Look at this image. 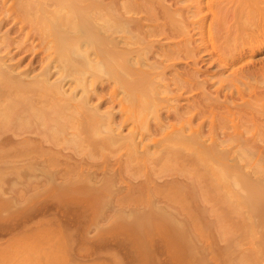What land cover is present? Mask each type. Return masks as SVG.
<instances>
[{
	"label": "bare ground",
	"instance_id": "obj_1",
	"mask_svg": "<svg viewBox=\"0 0 264 264\" xmlns=\"http://www.w3.org/2000/svg\"><path fill=\"white\" fill-rule=\"evenodd\" d=\"M202 1L203 0H195V2H197L196 4H197L198 11H193V12H196L195 15H198L199 18H201V19L199 20L198 18H195L198 20H195V19L192 20V18H191V20H190V17L187 16V13L189 12L188 8L191 5L186 6V4H185V6H180V4H178V0H0V163H2V165H5V164H8L9 162L11 164L16 162L15 159H17V158H12L13 155L16 154V150H20L17 157H20L21 161L23 159L24 162L28 159V164L26 162L25 166H27V165L29 166L32 163L31 165H32L34 171L36 169L35 166L36 167H37V165L41 166V164H39V162L45 163V161H49L51 159V157L53 158L52 154H55L54 157H56V155L57 156L63 155L62 158L65 157V160L67 159L66 158L67 155H68L67 156L68 159H69V157L75 159L76 154L80 153L78 150H77L78 153L75 154V151L73 149V153L75 154V156L73 157V154H71V155L69 153L66 154L67 148H65L66 152L65 151L63 152L64 148L60 149L61 145L58 147V144L60 142L56 143L57 140H60V141L65 140V139L68 140L69 135H71L72 139L75 138V143L77 141L76 139L79 137L78 138L79 141L82 140V142L83 141L86 142L85 146L91 145L93 148H96V151H97L98 146L101 148L102 147L103 148L104 147L109 148L110 145H112V146L114 145V147H117L118 143H119L120 144L118 146L119 150H120V148H125V152H127L126 153L127 157L125 156V158H127V160L129 159L128 162H130V161H131V163L136 162V164L138 163V165H139V163L141 165V162H142V164L143 163L147 164V161H146L147 159L149 161V158L150 157L152 158V155H153V157L154 156L157 157V155L158 154L160 155V153H161V155H160L161 159H160V157L157 158L158 168H159V164L162 165V166H160V168H161L164 166L167 167L171 163V165L175 164L174 166L178 167L177 171H179V169L181 172H182V170H185V171L187 170L186 172L189 173V169L186 167V164L188 166H191V165H192V167L194 166L195 170L197 169V167L199 165L202 164L201 167L204 165L203 170H205L207 172L206 173L203 172V175H204V173L205 174L209 173V181H210V176H211L212 186L214 188L213 189L214 192H216V191L218 192L219 190L221 191L220 192L221 200H222V198L225 197L224 200L226 202H227V200H228V202L230 201V204H232V206L230 205V208L232 209L234 205H233V202L231 203V199L237 196V199L238 198L240 199L241 205L245 206L246 209H249L248 210V211H250L249 214L250 213H252V214L256 213L257 215H260L261 219H259V220H262V217H263L262 221L264 224V196L262 195V194H264V193H262V186L263 185L259 186L258 185L259 182L258 183L253 182L252 181V179H254V178H252L253 176L251 177L252 179L251 178L248 179V177L250 175L248 172H247L248 174L246 173L247 169H244V167L240 164L242 161L244 162V160H245L246 165L249 167L250 161L253 162L252 156L253 157L257 156V155L254 156L253 151L258 152V155L260 154L261 157H262V154L264 156L263 144H262L263 147L261 148L260 145L256 144V142H255L256 140L254 141V137H252V135L251 136L248 135V133L250 132V128H251L249 124L251 122H253V125L255 126L254 123L259 120L260 116H257V114H256L257 117H255V114L253 115L251 113V109L250 110L248 109V105L249 104L251 105L252 101L254 102V100H252L250 97L248 99L247 96L245 98V95L243 93L244 91L243 92L241 91L242 89L239 87V84L237 83V80L240 81V79H239L240 77H238L237 76L238 74H236L235 77L237 76L238 79L237 78L234 79L235 77H233V76L235 73L233 75L231 74L233 69L230 72V74L232 75L233 78H231V76L228 75L227 77H225V79L223 78L224 80L222 79L223 82H221L222 81V80H220L221 78H219V76H217L218 81H220V83L216 86H215V84H212V82H210L211 78H209V76L212 74L210 65H212L213 62H216L219 64V66H222V68L227 66L226 64L229 63L228 60L224 59L222 57H225L227 55L228 51L226 52V49H225V55L224 54H222L223 56H221L220 54L218 55V52L216 53V51H218V50L214 46L215 43L213 44L214 41L212 40L213 41V42L211 41L212 43L209 42L211 44L210 46L212 47V48H210L211 50H209V52H210V57H208L209 59L207 57H206L207 59H205L204 55H202L204 49H206L205 51H208L207 46H205V48L203 49V46H204L203 42H202V44L196 43V41H195L196 39L194 37L195 34L193 33L194 29L196 27H199L200 28V30H199L200 34L203 35L202 32L204 30V25L207 24V22H206L207 20L205 21L206 17L205 16L200 17L201 16L200 14L202 12V10H201ZM247 1L239 2L237 5H235L236 7H234V5H232L230 3L232 6L229 7V10H231V12H233L232 9L235 11L239 10L241 12H244L245 10L249 11V9H250V11L254 12L255 9H256V11L259 9L258 12L259 11L261 12V8H262V11H264V6L261 7L264 3L262 1H264V0H262L261 1L262 3H260L262 5H260L257 2V0L256 1L254 0L253 3H252V1L251 2H247ZM188 2L191 3V1H188ZM227 2H229V1H227ZM224 3L222 5V0H220V2H218V5L220 6L219 11L225 12V10H226L228 12L229 10L226 9L228 7L227 3L226 4H224ZM233 4H234V2H233ZM211 5H213V4H211ZM256 5H258V7L260 6L261 8L260 7L258 8ZM194 6H195V4H194ZM217 8L218 7L216 6V9ZM252 9H254V10H252ZM190 10H192V9H190ZM216 11L212 12L213 18L217 17L216 15H217L218 11H217V13H216ZM215 13H216V15H215ZM218 14H220V13H218ZM229 14H231V13H229ZM229 14H226V15H229ZM195 15H194V17H196ZM202 15H203V13H202ZM224 15H225V13H224ZM226 15L224 17H222V15H221L222 18L221 17L219 18V16L217 17V18H219V24H217V25H219V27H218L219 29L221 28L220 30L222 31V34L224 35L225 42L228 43L227 38L232 33V27L233 28H238V27H234L235 24H233L232 22H231L232 24H230V23L227 24L229 21H228ZM236 15H237V13H236ZM177 16H180L181 18H179ZM255 16H256V13H255ZM230 18H229V20H230ZM211 20H212V18H211ZM251 20H252V18H251ZM230 21H232V20H230ZM250 21H248V22L252 23V21L251 22ZM173 23H175V25H173ZM245 25H246V22H244V28H245ZM175 27L180 28V32L182 31V33H183V36L181 35L182 38H180L181 40L180 41L178 40L179 43L176 44L177 46L174 45L175 48L173 47L172 44H171L172 46L171 45L169 46L170 41L165 40L167 42H165V41L163 42L161 39L150 38V36H152V35L157 37V35L160 34V36L163 35V37L170 40L176 36V32H175L176 30H174ZM252 27L253 26H251V28ZM209 31H210V29H209ZM241 31L243 33V30H241ZM180 32L178 33V36H179ZM245 32L246 31H244V33ZM218 33H219V31H218ZM212 34H213V32H212ZM222 34H221V36L223 37ZM233 34H234V32L232 33V35ZM262 34H264V33H262ZM214 35H213V37H214ZM238 35H241V32ZM244 35H246V34H244ZM247 35L249 36V34H247ZM154 36H152V37H154ZM199 37H201V36H199ZM238 38H241V37H238ZM183 39L186 42L185 44L187 47L185 49H187V50H186L185 54L183 52V57H182V54L180 53L181 48L179 49V46H180L179 44H181ZM226 39H227V41H226ZM234 39L236 40V37L233 38V40ZM244 39H246V38H244ZM253 39H254V37L251 39V41ZM218 40H219V38H218ZM241 40L239 41V43H241ZM248 40H249V37H248ZM207 41H209V40L207 39ZM229 41H230V38H229ZM236 41H238V40H236ZM262 41L260 43H262ZM166 43H168V48L167 47L165 48ZM205 43H206V41H205ZM220 43L222 44L221 41H220ZM220 43L218 42V45H220ZM244 43H245V41H244ZM249 43H251V42H249ZM252 43L253 44L249 45L251 50H253L252 48L255 47V42H252ZM158 44H160L161 46H164L165 51L163 50V47H161L162 51L164 52V55L160 54V53H163V52H161V49H159L160 50V52H159L158 49L156 48V46ZM241 44H240V47H241ZM15 45H16V48L14 47ZM218 45H217V47H218ZM236 45H238V44H236ZM227 46L228 45H226V47ZM220 47H221V45H220ZM222 47H223V45H222ZM231 47H232V45H231ZM185 49L182 48V50H185ZM223 49H224V47H223ZM230 49H229V52H230ZM222 50L220 48V51H222ZM232 50H233V47H232ZM205 51H204V54H205ZM3 52H4V55H3ZM246 52L247 51L243 46V48L241 47V49H238V52H237L238 57L234 54V52H233V56L234 57L236 56L235 59L237 58V60H238V59L243 58L245 56ZM1 53H2V55H1ZM18 53L20 54V56H18ZM158 55H163V56L167 57L170 60V62L167 63L169 60L166 59L168 61H165L166 63H164L162 61V59L158 58ZM176 55H178V56H176ZM17 56H18V58H17ZM178 58H179V62H183V64H184V66L182 68L176 67V64L179 63L177 60ZM14 59H16V63H18V64H19V62L21 64V61L28 59L29 65H30V66L29 65L28 66L32 69L29 70V68L25 67L26 70L24 72H22L23 69H20V70L18 69L19 71L16 72L15 67H17V64L14 62H11L10 64H8L9 63L8 61H10V60L13 61ZM226 60H227V62H226ZM232 60L235 61L233 58H232ZM232 60H231V63L233 62ZM6 61H7V63H5ZM36 61L38 63H40V65H41V69L39 67L40 70L36 69L38 72H35L36 67L33 66L34 65L33 63H35ZM207 62H209L210 64H207ZM223 63H225V64H223ZM25 65H27V64H25ZM19 67H20V65H19ZM14 68H15V70H14ZM238 68H240V67H238ZM33 70H35V71H33ZM235 70H236V68H235ZM240 70L242 71V69H240ZM30 71H31V76L28 77V73H30ZM32 71H33V75H32ZM169 72L171 73V76L168 75ZM251 72H252V70H251ZM53 74L57 75L55 77L56 79L54 78L53 81H50L49 77ZM239 74H240V72H239ZM173 76L176 78L174 79ZM99 80L101 81L102 87H99V84H98ZM176 80H177V82L175 85H177L178 88L175 89L173 86V83ZM224 81L226 82V84ZM243 81L241 80L240 82H243ZM67 82L68 83L70 82L69 86L71 87L70 88L71 92L67 91L68 93L66 92V89L64 88V85ZM215 83H216V80H215ZM242 85H244V84H242ZM103 86L106 88L108 87L109 88L108 91L103 92L102 90H100V88H102V89L104 88ZM231 88L234 91H232ZM257 88H258V86L256 87V93H257ZM77 89H80V91H81L80 96H78V94H76ZM177 89L179 92L177 91ZM262 90L263 89H261V94L262 93L264 94V92ZM235 91H237L238 93L235 94L234 93ZM245 91H246V89H245ZM164 92H166L167 95L172 94L169 97H167V96L164 97L165 101L168 103V104H166V108H167L166 113L164 116L163 115L160 116V114L159 115L155 114V115H157L156 117L154 116L156 119L155 123L153 122L154 124H151V123H149V121H150L149 118L147 119L145 117L151 110H153L151 112L156 111L159 113V111H157V107H159L161 100L158 103V101L160 99V98H158V96L161 97L160 96L161 93L163 94ZM190 92H192V94H191L192 96L187 95L188 93L190 94ZM248 92H249V89H248ZM121 93H123V96L120 97ZM253 93H255L254 90H253ZM258 93H259L258 94L259 96L256 94L257 98L261 97L260 92H258ZM250 95L253 96L252 91H251ZM190 96H191V98H190ZM248 96H249V94H248ZM125 97L128 99V102H129L128 104H126L124 101ZM182 97H184L185 99H186V97L190 98V102H188L187 100H186L187 102H184V103H187L189 105L187 108L186 107L184 108V105H182L183 103L182 104L178 103V100H180V98H181V100L183 99ZM172 98L177 99V100L174 99V101H176V102H174L176 106L174 104L172 105V103L169 102V101H172ZM189 98H188V100H189ZM256 102L252 103L253 107H254V105H256ZM103 104H107L106 105L107 107L106 108L104 107L105 109L103 108L104 110H101V107ZM160 105H162V103ZM182 108L187 109L188 112L186 114H183L184 111L182 112V110H181ZM255 109H257V108L255 107ZM258 111H263V107L259 108ZM117 113H118V115H117ZM254 113H256V112H254ZM258 115H259V113H258ZM262 115L263 114L261 113V116ZM257 118H258V120H257ZM261 118L262 119H260V120L263 121V123H264V117H261ZM257 124L261 126V123L260 124L257 123ZM253 125H251V126H253ZM126 126H127V128L129 126L131 129L128 128V129H130L128 131V134L127 133L122 134V131H120V129L126 128ZM140 126H143L144 128L143 127L141 128ZM139 128H141L140 130L142 132H140ZM244 128L245 129L248 128L247 129L248 133L244 132V131H246V130H244ZM138 130L140 133L138 132ZM143 130H145V131L143 132ZM251 130H252V128H251ZM253 132H254V128H253ZM256 132H257V130H256ZM139 134H140V137L138 139ZM249 134H251V133H249ZM80 138H81V140H80ZM72 139H71V142H72ZM79 141H77V143H76L77 145L79 144L78 143ZM69 146L74 147V145H69ZM76 148H75V150H76ZM78 148H80V147L78 146ZM22 149H25V150H23V152L25 151L23 154L21 151ZM82 149L84 150L83 146H82ZM83 150H81V151L83 152ZM112 150L113 151L117 150V148L113 149V147H112L111 152H112ZM119 150H118V153L121 152ZM183 150H185V153ZM99 151H100V148L97 151L98 154H100ZM181 151H183L186 158L189 155L188 159H184L185 157L184 158L182 157L184 154ZM186 151H188V152H186ZM249 151H250V155L248 157L249 160H247L248 154H246V152L249 153ZM251 151H252V154H251ZM34 152H35V155L33 154ZM93 152H94V149L91 151L92 157L89 154H86V157L90 156V160H91V158L93 159ZM84 154L85 153H83V155ZM26 155L28 157H30L31 155H33V156L30 159L28 157L26 159ZM83 155H81V157ZM115 155H117V152L115 153ZM192 155H194V157ZM21 157H22V159H21ZM242 157L244 159L241 161L240 159H242ZM245 157H246V159H245ZM11 159H12V162H11ZM88 159L89 158H86L85 160L87 161ZM115 159H114V161H115ZM158 159L161 160V161L159 160L160 163L158 162ZM183 159L185 160V162L183 161ZM69 160L71 162V159H69ZM82 160H84V159L81 158L79 160V155H78V160L76 157V161L81 162ZM239 160H240V162H239ZM76 161H74V163H76ZM107 161H108V159H107ZM121 161H123V158H121ZM121 161L119 159V162H118L119 164L117 166L121 165V163H122ZM154 161L156 162V159ZM177 161H180V163H178ZM181 161H182V163H181ZM91 162H92V160L89 162L90 165L92 164ZM109 162H110V160H109ZM125 162H126V159H125ZM258 162L259 161H257L256 167H258ZM97 163H99V162H97ZM50 164H52V161ZM78 164H77V166H78ZM93 164H94V161H93ZM176 164H177V166H176ZM196 164H198L197 167H195ZM22 165H24V163ZM42 165H43V163H42ZM54 165H56V163ZM90 165H88V166H90ZM122 165L119 168L120 169L122 168V171H124ZM238 165L240 167H238ZM260 165H261V163H260ZM10 166H12L13 171H14L15 166L14 167H13V165H10ZM46 166L48 167L49 165L46 164ZM57 166H58V164H57ZM68 166H70V165L68 164ZM117 166H115V167H117ZM126 166L128 167V164H126ZM126 166H125V169H126ZM132 166L133 165H131V169L133 168ZM16 167L21 168L22 166L20 165L18 167V165H16ZM16 167H15V171L17 170ZM44 167H45V164L42 166V168H44ZM72 167H74V166H72ZM72 167L70 166V168L67 169V165H66V168L64 167V169H62V173H61V166H60L59 167L60 171L58 170V172H60L61 174H59V176L63 175L65 177V179H67V175H68V178L70 177V179H71V178L77 176V175L73 176V174H76V173L78 174V172L79 171L81 172V169L83 168L81 166V168L79 170L76 167V170L72 169L74 171V173H73V171H69ZM84 167H86V165ZM103 167L105 168L106 164ZM112 167H114V166H112ZM141 167H143V166H141ZM154 167L157 168L156 165H154ZM241 167H242V170L240 169ZM1 168H2V166H1ZM12 168H11V170H12ZM134 168H136V166H134ZM158 168H157V170H158ZM52 169H54V168L51 167V169H48V171L52 170ZM87 169H88V167H87ZM136 169L138 170V166ZM173 169L175 170L176 168H173ZM243 169H244L243 173H245V175H249L248 177L247 176L245 177L244 174L240 173L243 171ZM261 169H262V166H261ZM2 170L3 169H1V171H0L1 175H2L1 172H3ZM19 170H17L18 173H19ZM22 170H23V167H22ZM33 170H32V172H33ZM36 170H40L39 167H37ZM63 170H64V172H63ZM95 170H93V172H95ZM110 170H112V169H110ZM161 170H162V168H161ZM174 170H173V173L176 172ZM191 170H192V168H191ZM255 170H257V169L255 168ZM13 171L12 172L9 171V172L13 173ZM85 171H84V173H85ZM163 171H165L164 168H163ZM180 171L177 173V174H180V176H177L176 173H175L174 177L171 174H170L171 176L167 175V176H170V178L172 180H170V178L169 179L165 178V180L162 178L163 179V181H162V179L158 178V181H157V179L151 178L152 176H150V174H149L150 170H149V172H147V174L149 175V177L147 178V179H149L148 181H146L145 179L144 180L146 182H144V180L138 181V179H137V181H138L137 185H136V183L135 184L132 183V185H134V187H137L136 190L138 189L140 191V189H141V192L144 191V187H145V193L146 192L148 194L151 193L149 195L150 198H151L152 194L156 195V197L163 194L161 196L165 197L166 199L162 198V200H164V199H165V201L167 200L166 201V203L168 202L167 205H171V206L175 205V207H177L178 204L183 199L185 200L186 196H184V193L187 195V197L189 196V194H188L189 188L186 189V190H188V192H186V190H185V192H180V190L182 191V188L180 189L179 187L182 185V183L185 184L184 180L188 179V178L185 179L186 174L184 173V171L182 172V177H183V173L185 174L184 179L183 178L179 179V177H181ZM4 172H5V170H4ZM42 172H45V171L42 170ZM50 172L53 173V176L55 175L54 178L56 177V175L58 177V173H54L53 170ZM50 172H49V174H47V173H43V174L50 176V174H51ZM55 172H57V170ZM70 172H71V174L72 173L73 174L71 175ZM105 172H106V170H105ZM25 173H26V171H25ZM29 173L31 174V172H29ZM29 173H28V176H29ZM65 173H66V175H65ZM84 173H83V175H84ZM198 173H200V174H198ZM89 174L90 173L85 174V175L89 176ZM118 174H119V171H118ZM138 174H140V173L138 172ZM141 174H143V173H141ZM195 174L198 175L197 177H199V175H200V178H201L202 170L200 172L195 173ZM18 175H20V174H18ZM41 175H42V173H41ZM85 175H84L83 180H85ZM111 176H110V178H111ZM157 176H158V174H157ZM189 176H190V174H189ZM11 177H13V176L11 175ZM21 177H22V175L20 176V178ZM36 177H38V175H36ZM42 177H43V175H42ZM79 177H80V175H79ZM197 177L195 179H197ZM49 178H52V175ZM54 178L51 179V183L54 182ZM107 178L108 177H106V179ZM124 178L126 179V176H124L122 179H124ZM143 178H145V177H143ZM22 179H23V177H22ZM39 179H41V177ZM89 179H91V178H89ZM95 179H97V178H95ZM130 179H132V178H130ZM159 179L162 182L161 181L159 182ZM181 179H182V183H180L181 184L180 185L178 182H180ZM195 179L193 176V181ZM9 180H10V178H9ZM47 180H48V178H47ZM52 180H53V182H52ZM73 180H70V184L69 185L67 184L68 186L66 184H65L66 186L64 185L65 189L66 188L69 189V187L71 186V188H70L71 192H72V190H74L72 188H77V187H75V185H74V187H72ZM78 180L79 179H77V181H75V183L78 182ZM103 180H105V179H103ZM150 180L153 181L154 184H155V180L157 182L155 185H152ZM188 180H187V182H189ZM200 180L201 179L196 180V182L198 183V181L200 182ZM255 180H256V178H255ZM31 181H32V179H31ZM124 181H130V180L128 179V180H124ZM190 181H191V179H190ZM209 181H207V179H206L205 182L208 183ZM32 182H34V180ZM108 182L111 183V182H113V180L110 181V179H109V181H107V183ZM44 183H45V181H44ZM65 183H66V180H65ZM177 183L180 186H178ZM79 184H80V182H79ZM191 184H193V183H191ZM37 185H38V183H37ZM128 185H129V183H128ZM189 185H190V182H189ZM201 185H202V183H201ZM57 186H59V185H57ZM60 186H61V191H64L65 189L62 190L63 189L62 185H60ZM89 186H90V182H89ZM197 186H199V184L195 185V187H197ZM233 186H234V189L236 186H239V188L242 190V192H243V190L246 189V191H244L245 195L243 194L242 199H241V196L239 195L241 193V190H239V188H237V187L234 190V189H232ZM102 187H103V185H102ZM102 187H100V189ZM104 187L106 188L105 185H104ZM164 187H167L168 189L166 188V190H165ZM202 187L204 188V186H202ZM199 188H200V186H199ZM199 188H197V191H201V189H199ZM59 189H60V187H59ZM110 189H112V188H110ZM134 189L135 188H133L132 190H134ZM178 189H180V190H178ZM206 189H208V187H206L205 190ZM222 189L223 190L228 189V190H226L227 194L225 196H223L224 193L222 195V192H225ZM237 189L240 191V193H239V191H236ZM53 190H54V187H53ZM77 190L81 194L80 190L79 189H77ZM77 190H75V192ZM126 190H128V189H126ZM57 191H58V188H57ZM66 191H68V190L66 189ZM89 191H90V189H89ZM202 191H203V189H202ZM83 192L84 191H82V194H83ZM192 192H191V194H192ZM217 192L214 193V195H212V200H213V198L215 199L216 195H218ZM125 193L126 192L122 193L123 196ZM193 193H195V192H193ZM80 194H78V195L80 196ZM84 194L82 196H84ZM87 194H89V193H87ZM91 194H92V191H91ZM91 194H89V196ZM206 194L208 196V192L205 193L204 196L203 195L202 196H203V199L205 197L206 202H207L208 200L206 198ZM182 195H183V197H182ZM198 195H200V192L198 193ZM68 196H69V194H68ZM73 196H72V199H74ZM75 196H77V195H75ZM82 196H80V197L82 198ZM110 196H112V195H110ZM135 196H136V194L134 193V197ZM137 196L139 198V194ZM194 196H197V194L196 195L194 194L193 197ZM121 197H122V195H121ZM193 197H192V199H193ZM65 198H67V197H65ZM65 198L61 197V199H63V201ZM69 198H71V197H69ZM210 198H211V196H210ZM123 199H124V197H123ZM147 199H148L147 201L149 203V198H147ZM189 199H190V197H189ZM199 199H200V197H199ZM234 199H232V200L235 203L236 200H234ZM68 201H70V200L68 199ZM131 201H132V198H131ZM192 201L193 200H191V203L193 204ZM215 201H216V199H215ZM78 202H80V201H78ZM125 202H127V199L125 200ZM138 202L141 203V201H138ZM217 202H215V204ZM222 202H221V204H222ZM131 203L134 204V202H131ZM142 203H144V202H142ZM163 203H165V202H163ZM238 203H237V205H238ZM46 204H49V203H46ZM89 204H90V201H89ZM127 204H129V203H127ZM187 204L188 203L186 202V205ZM138 205H139V203H137V207H138ZM145 205H148L147 202ZM159 205H162V204H158V206ZM181 205H182V203H181ZM181 205H179V208H181ZM189 205H190V202H189ZM91 206H92V204H91ZM124 206H126V205H124ZM201 206H202V203H201ZM226 206H227L226 208L229 209V203ZM60 207H61V205H60ZM132 207H136V206H132ZM159 207H161V206H159ZM166 207H167V209L169 208V210H170V207L165 205V208ZM183 207H185V205ZM206 207H208V206H206ZM85 208H87V206ZM151 208H153V207L151 206ZM210 208L208 210H210ZM220 208H222V207H220ZM234 208H235V210L238 211V209H239V211H240V208H238L236 206V204H235ZM143 209H144V207H143ZM214 209L215 208L213 206L212 210L215 211ZM227 209H225V210H227ZM233 209H232V211H233ZM127 210H128V208H127ZM147 210H148V206H147ZM149 210L151 211V209H149ZM159 210H162V209H159ZM171 210H173V209H171ZM180 210L183 211V209H180ZM155 211H157V210H154V212H151V213H156ZM174 211H175V209H174ZM186 211H187V209L185 210V212ZM204 211H205V209H204ZM129 212H130V208H129ZM145 212H147V215L150 216V214H148V211H145ZM145 212H144V214L139 212L140 216H142V217H143V215L145 216ZM217 212H219V211L217 210ZM221 212L223 213L224 210ZM164 214H166V213H164ZM178 214H176V215L178 216ZM187 214H188V212H187ZM245 214H246V211H245ZM222 215H224V214H221V216H219V214H217L219 219L222 218L221 221L223 220ZM225 215H226V213H225ZM140 216H139V219H142V217H140ZM155 216L153 217V215H151V218L153 217L155 219L156 218ZM160 216H161V214H160ZM25 217H27V216H24V218ZM133 217L134 216L132 215V218ZM164 217H166V216L162 215L160 217L164 221L163 224L166 223L165 221H167V223H170V225H172V226H175L177 224V223L175 224L176 220L174 222L173 218L170 221L169 217H166V219L169 218L167 220L164 219ZM31 218H32V216H31ZM185 218H186V216H185ZM229 218L231 219L234 217L230 215ZM145 219H147V217ZM142 220H139V222ZM162 220L160 221V223H162ZM126 221H128V220L126 219ZM145 221L146 220H144V222ZM150 221H151V219H150ZM150 221H149V223H150ZM155 221L157 222V219ZM231 221H232V219H231ZM231 221H229V222L231 223ZM236 221H238L237 218H236ZM251 221L253 222V224L256 225V223L252 220V218H251ZM139 222H138V224H140ZM226 222H227V220H226ZM146 223H148V219H147ZM234 223H235V221H233L232 225H234ZM196 224H197V221H196ZM210 224H211V226H214V224L213 225H212V223H210ZM220 224H221V222H220ZM222 224H224V223H222ZM250 224L251 223L249 222V225ZM257 224H259V222ZM260 224H262V223H260ZM159 225L160 224H158V226ZM167 225H169V224H167ZM167 225H166V227H167ZM187 225H185V226L187 227ZM192 225H193V223H192ZM232 225H230L231 227H229V228H232ZM235 226H236V224H235ZM235 226L233 227L234 229H236L237 227L242 228L241 225L236 226V228H235ZM250 226H253V225L251 224ZM189 227L190 226H188L187 229ZM159 228H160V226H159ZM192 228L195 229L196 227L192 226ZM222 228H223V230L225 229L224 227H222ZM256 228H257V226H256ZM217 229H218V227H217ZM220 229H221V226H220ZM252 229L254 232L255 228H252ZM167 230H169V229H167ZM175 230H176V227H175ZM189 230H190V228H189ZM139 231H140V229H139ZM231 231L232 230H229V233ZM217 232H219V229ZM227 232L228 231H226V234H227ZM176 233H177V231H176ZM138 234H139V232H138ZM231 234H232V232H231ZM178 235H179V233H178ZM185 235H186V231H185ZM220 235H222L221 231H220ZM248 235H250V234H248ZM173 237H174V235H173ZM141 238H142V236H141ZM175 238H176V236H175ZM190 240H192V239H190ZM142 241H143V238H142ZM191 242H193V240ZM186 244H187V242H186ZM263 252H264V250H263ZM184 254H185V252H184ZM253 256H255V255H253ZM188 257H190V255H188ZM252 262L254 263V261H252ZM244 264H246V262Z\"/></svg>",
	"mask_w": 264,
	"mask_h": 264
},
{
	"label": "rangeland",
	"instance_id": "obj_2",
	"mask_svg": "<svg viewBox=\"0 0 264 264\" xmlns=\"http://www.w3.org/2000/svg\"><path fill=\"white\" fill-rule=\"evenodd\" d=\"M180 1L178 0V4H180V6H185V4H186V6L191 5L188 8L189 12L187 13V16L190 17V20H191V18H192V20L195 18H198L199 20L201 19V18H199L198 15H195L196 12H193V11H198L197 4H196L197 2H195V0H180ZM188 1H191L192 4ZM217 1L220 2V0H217ZM217 1L216 0L215 1L214 0H211V1L210 0H203L202 1V3H201L202 12L200 14L201 15L200 17L205 16L206 17L205 21L207 20L206 21L207 24L204 25V30L202 32L203 35L200 34V31H199L200 28L199 27H196L194 29L193 33L195 34L194 35V37L196 39L195 41H196V43H201V44L203 42L204 43L203 49L205 48V46H207L208 51H205L206 49H204L205 54H204V51L202 54V55H204L205 59L210 57L209 50H211L210 48H212L210 46L211 45L210 43H212L213 41H214L213 44L215 43L214 46L218 50V51H216V53L218 52V55L219 54L221 56H223L222 54L225 55V49H226V52L228 51L227 55L225 57H222V58L227 59L230 64L229 63L226 64L227 66L224 65L225 67H223V68H222V66H219V64L216 62H213L212 65H210L211 66L210 67L211 73H212L209 76V78H211L210 82H212V84H215V86H216L220 83V81H218L217 76H219V78H221L220 80H222L223 78L225 79V77H227L228 75L231 76V78H233V77H235L236 74H238L237 76L240 77L239 78L240 81L244 80L243 81L244 83L240 82L239 80H237V83L239 84V87L242 89L241 91L242 92L244 91L243 93L245 95V98H246V96L248 99L250 97L252 100H254V102H256L258 100L256 102V105L253 104L254 107L252 106V103H254V102L253 101H252V103L250 102L251 105L250 104L248 105V109L249 110L251 109V113L253 115L255 114V117L260 116V118L258 117L260 120V119H262L261 117H264V94L263 93H262L263 95L261 94V89H263L262 91L264 92V38H263L264 34H262V33H264V11H262V8H261L264 6V3H263V5L260 3L264 2V1L257 0V2L260 5H262L261 7L259 6L261 8L262 13L260 11H259L260 13L258 12L259 9L257 11L255 9L254 12L250 11V9H249V11L245 10L244 12H241L239 10L235 11L233 9H232L233 12H231V10H229L230 6L234 5V7H236L235 5H237L239 2L247 1V0H238V1L237 0H234V1L233 0H222V5L224 2H225L224 4L227 3L228 7L226 6L227 7L226 9L230 11V12L229 11L227 12L225 10V12H222V11H219L220 6L218 5ZM227 1H229V2H227ZM232 1L234 2V4ZM251 1L253 3L254 0H248L247 2H251ZM194 4H195V6H194ZM209 4L210 5L213 4V5L210 6ZM215 5L218 7L217 9H216ZM258 5H256V6L258 7ZM190 9H192V10H190ZM215 9L220 14H218ZM252 10H254V9H252ZM213 11H216L217 15H216V13H215V15L217 17L219 16V18L221 17V15H222V17H224L226 14H229V13L232 14L233 13L232 15L231 14L226 15V17L229 21L227 24L233 23V24H235L234 27H238V28L232 27V33L234 32V34L232 35V33H231V35L227 38L228 43L225 42L224 35L222 34V31L220 30L221 28L220 29L218 28L219 25H217V24H219V18H217V17H216L217 19L213 18V13H212ZM202 13H203V15H202ZM224 13H225V15H224ZM236 13H237V15H236ZM255 13H256L257 17L255 16ZM194 15L196 17H194ZM177 17L181 18L180 16H177ZM211 18H212V20H211ZM229 18L232 21H230ZM251 18H252V20H251ZM198 19H195V20H198ZM250 20L252 21V23L248 22ZM244 22H246L245 28H244ZM173 25H175V23H173ZM251 26H253L254 28L253 27L251 28ZM209 29H210V31H209ZM174 30H176L175 31L176 36L170 40L163 37V35L160 36V34L157 35V37L152 35L154 37L150 36V38L161 39L163 42L165 40L170 41L171 43L169 42V46L172 44L173 47L175 48L174 45L179 43L178 40L179 41L181 40L180 38H182L183 33H182V31L180 32V28H178V27L177 28L175 27ZM217 30L219 31V33ZM241 30H243V33ZM239 31L241 32V35H238V34H240ZM244 31H246V32L244 33ZM179 32H180V34L178 36ZM212 32H213V34H212ZM221 34L223 35V37L221 36ZM244 34H246V35H244ZM247 34H249V36ZM213 35H214V37H213ZM199 36H201V37H199ZM235 37H236V40H238V41H236L235 39L233 40V38H235ZM238 37H241V38H238ZM248 37H249V40H248ZM253 37H254V39L251 41V39ZM206 38L209 41H207ZM218 38H219V40H218ZM229 38H230V41H229ZM244 38H246V39H244ZM227 39H226V41H227ZM240 40H241L242 44L239 43ZM243 40L245 41V43ZM167 41H165V42H167ZM205 41H206V43H205ZM217 41L219 43H220V41L222 42V44L220 43L221 47H220V45H218ZM261 41H262V43H260ZM249 42H251V43H249ZM252 42H255V47L253 46L255 49L252 48L253 50H251L249 47L250 44H253ZM185 43L186 42L183 39L181 44H179L180 45L179 49L181 48L180 53L182 54V57H183V52L185 54L186 50H187V49H185L187 47ZM166 44H165V48L166 47L168 48V43H166ZM236 44H238L239 46ZM240 44H241L242 48L244 46V48L246 49L247 52L243 58L237 60V58L235 59V57L236 56L238 57L237 52H238V49H241ZM217 45L219 48L217 47ZM222 45H223L224 49H223ZM226 45H228V46L226 47ZM231 45H232L234 51L232 50ZM14 47L16 48V45ZM161 47H163V50L165 51L164 46H161L160 44H158L156 46V48L158 49L159 52H160L159 49H161V52H163ZM182 48L185 50H182ZM220 48H221V50L222 49L223 50L220 51ZM229 49H230V52H229ZM233 52L236 55L235 57L233 56ZM160 54L164 55V52L160 53ZM1 55H2V53H1ZM3 55H4V52H3ZM163 55H158V58L162 59V61L164 63H166L165 61H168L169 59ZM18 56H20L19 53H18ZM18 56H17V58H18ZM176 56H178V55H176ZM232 58L235 61H233ZM166 59H168V60H166ZM14 60L8 61L9 62L8 64H10L11 62L16 63V59H14ZM177 60L179 62V58ZM227 60H226V62H227ZM231 60L233 61L232 63H231ZM7 61L5 63H7ZM169 62H170V60L167 63H169ZM16 64H17V67H15L16 70L14 68V70L16 72L19 71L20 69H23L22 72H24L26 70L25 67L29 68V70L32 69L29 67L30 65H29L28 59L21 61L22 65L20 64V62H19V64L18 63H16ZM25 64H27V65H25ZM33 64H34L33 66L36 67L35 70L41 69V65L37 61ZM207 64H210V63L207 62ZM223 64H225V63H223ZM19 65H20V67H19ZM183 66H184L183 62H179L178 64H176V67H178V68H180V67L182 68ZM39 67H40V69H39ZM238 67H240V68H238ZM235 68H236V70H235ZM232 69H233V71L231 72ZM240 69H242V71ZM35 70H33V71H35ZM37 70L35 72H38ZM251 70H252V72H251ZM33 71H32V75H33ZM230 72L232 75L235 73L233 77L230 74ZM239 72H240V74H239ZM168 75L171 76V73L169 72ZM30 76H31V71H30V73H28V77H30ZM56 76H57L56 74L51 75L49 77L50 78L49 80L53 81V79ZM237 76L234 79H236V78L238 79ZM175 78L176 77H174V79ZM215 80H216V83H215ZM223 80L221 82H223ZM98 82L97 83L99 84V87H102L101 81L99 80ZM176 82H177V80L174 81V83H173V86L175 89L178 88L177 85H175ZM226 82H225V84H226ZM69 83L67 82L64 85L66 92L67 91L71 92V89H70L71 87L69 86ZM242 84H244V85H242ZM257 86H258V88H257V93H256V87ZM104 88L103 89L100 88V90H102L103 92H106L109 89L108 87L107 88L104 87ZM245 89H246V91H245ZM248 89H249L250 93L248 92ZM231 90H232V88H231ZM253 90L255 91V93L257 95L259 94L258 92H260L261 97L257 98L256 94L253 93ZM76 91L78 92V93L76 92V94H78V96H80L81 95L80 89H77ZM177 91H178V89H177ZM232 91H234V90H232ZM251 91H252L253 96L250 95ZM234 93L236 94L238 92L235 91ZM191 94H192V92H190V94L188 93L187 95H191ZM248 94H249V96H248ZM171 95L172 94L167 95V93L164 92L163 94L161 93V95H160L161 97L163 96L162 97L163 99L158 96V98H160L158 103L161 100L160 104L162 103V105L159 104L160 108L157 107V111H159V113L156 111L151 112V111H153V110H151L146 115L145 118H147V119L149 118V120H150L149 123H151V124L155 123V120H156L155 117L157 116L155 114H158V115L160 114V116L165 115L166 109H167L166 104H168V103L165 101L164 97L165 96L169 97ZM121 96H123V93L120 94V97ZM191 96H190V98H191ZM182 98H183L182 100H181V98H180V100H178V103L179 104L183 103L182 105H184V108L185 107L187 108L189 105L187 103H184V102H187V101L190 102V98L188 97L189 100L187 97H186V99L184 97H182ZM174 99H176V98H172V101H169L170 103H172V105L173 104L175 105L174 102H176V101H174ZM124 101L126 104L129 103L128 99L126 97H125ZM106 105L107 104H103L101 107V110H104L107 107ZM255 107L258 110H259V108L263 107V111H258L257 109H255ZM181 110H182V112L184 111L183 114H186L188 112L187 109L182 108ZM253 111L256 113H254ZM258 113H259V115H258ZM261 113L263 114L262 116H261ZM256 114H257V116H256ZM117 115H118V113H117ZM258 118H257V120H258ZM259 120L254 123L255 126L253 125V122H251L252 124L249 122L250 123L249 125L252 128V130L250 128V132H249L251 134H249L247 132V129L249 127L246 129L244 128V130H246L244 132L248 133V135H250V136L252 135V137H254V141L256 140L255 141L256 144L260 145V147L262 148L264 146V123H263V121H261V120L259 121ZM257 123H259V124L261 123V126L258 125ZM251 125H253V126H251ZM140 127L142 128L143 126H140ZM128 128H130V127L128 126ZM128 128L126 126V128H123V129L121 128L122 130L120 129V131H122V134H125V133L128 134V131L131 129V128L130 129H128ZM141 128H139V130ZM253 128H254V132H253ZM139 130H138V132H139ZM256 130H257V132H256ZM144 131L145 130H143V132ZM140 132H142V131L140 130ZM139 137H140V134L138 136V139H139ZM78 138L76 139L77 141H79ZM81 138H80V140H81ZM71 139H72L71 135H69L68 140L67 139L61 140V141L57 140V142H56V143L60 142L58 144V147L61 145L60 149L64 148L63 152L64 151L66 152L65 148H67L66 154L67 153H69L70 155L73 154V157L75 156L76 153H78V151L80 152V153L76 154L75 159L69 157V159H71V162L67 157L68 155L66 156V158H67L66 159L67 161H66L65 157L62 158L63 155H61V156L56 155V157H54L55 154H52L53 158L51 157V159L49 161H45V163L42 162L43 165L45 164V167H44L45 169L42 168L43 165L41 162H39V164H41V166L37 165V167H39L40 170H36L37 167L35 166L36 169L34 168L35 169V171H34L32 165H31L32 163L29 166L28 165L25 166L26 162L28 164V159H27L28 156L26 155L27 160L25 162L23 161V159H22L23 156H22L21 157L22 161H21L20 157H17L20 150H16V154L13 155V157H12V158H17V159H15L16 162H14L13 164H11L9 162L8 164H5V165H2V163H0V171H1V169H3L2 170L3 172H1L2 175L0 174V264H244L245 262H246V264H264V255H263L264 254V252H263V250H264V228H263L264 224L262 221L263 217H262V220H259V219H261L260 215H257L256 213H254V214L250 213L249 214V212H250V211H248L249 209H246L245 206L241 205L240 199L239 198L237 199V196L234 197L235 199L231 197L232 199L236 200V202L234 203V201L231 199V203L233 202L234 206L236 204V206L238 208H240V211H239V209H238V211L235 210V208L233 206L234 209L233 208L232 209H233V211L235 210L233 212L232 209L230 208V205L232 206V204H230V201L228 202V200H227V202H226L224 200L225 197L222 198V200H221V198H220V192L221 191L220 190L218 192L216 191L218 193V195L215 194L216 195V197H215L216 201L214 198L212 200V195H214V193H216V192H214V190H213L214 188L212 186L211 176H210V181H209V173L205 174L207 171L203 170L204 165L201 167V165H202L201 164L198 166L199 167L198 168L197 167L198 164H196L195 165V167H197V169H196L197 171H196L194 166L192 167L191 164H190L191 166H188L186 164V167L189 169V173L186 172L187 170L186 171L182 170V172L184 171V173L186 174V177H185L184 173H183V177H182V172L179 169V171L181 173V177H179V179L180 178L184 179V177H185V179L188 178L189 180L188 179L187 180L190 182V185H189V182H187V180H184L185 184H183L182 179H181V181L178 183L179 184L182 183V185L180 184L181 185L180 186L178 183H177V185L180 186L179 187L180 189L182 188V191L180 189H178V190H180V192H185V190L189 188L188 190L190 193L188 192V190H186V192H188V194H189V196L187 197V195L184 193V196H186L185 197L186 201L183 199L178 204V206L175 207V205H173V206L167 205L168 202L166 203V201H167V200L165 201L166 198L161 196L163 194H161L157 197H156V195L152 194V196L150 198L149 195L151 193L148 194L146 192L147 193L146 194L145 193V187H144V191H143L144 193H143V192H141V189H140V191L138 189L136 190L137 187H134V185H132V183L133 184L136 183V185H137V182L140 180L143 181L145 179L146 181H148L149 179H147V178L149 177V175L147 174V172H149V170H150L149 174H150V176H152L151 178L157 179V181H158V178H160V179L163 178L165 180V178L169 179L171 175L174 177L175 173L177 176H180V174H177L179 171H177L178 167L174 166L175 164L171 165V163H170L171 166L169 165L167 167L166 166L161 167L162 170L160 168V166H162V165L159 164V168H158L157 158L160 157L161 153H160V155L156 154L157 157L154 156L155 158L152 155V158L150 157L149 161H148V159L146 160L147 164H145V163L142 164V162H141V165H140V163L138 165V163L136 164V162H132V163H131V161L128 162L129 159L127 160V158H125V156L127 155L126 154L127 152H125V148H120V150H119V147H118L120 145L119 143H118L117 147H114V145L113 146L110 145V147L108 148L106 146L109 150L105 147L101 148L98 146L100 148V151H99L100 154H98V152H97L99 150L98 147H97V151H96V148H93L91 145L85 146V144H86L85 141L82 142V140H81L78 142L79 144L77 145L76 144L77 141L75 143V138L72 139V142H71ZM262 144H263V146H262ZM69 145H74V147L69 146ZM78 146L80 148H78ZM82 146H83L84 150L82 149ZM111 146L113 147V149L117 148V150H114V151L112 150L113 153L111 152V148H112ZM75 148H76V150H75ZM73 149L75 151V154L73 153ZM80 149L83 150V152ZM93 149H94L93 159L91 158L92 164L90 165V163H89L91 161L90 156L92 157L91 151ZM23 150H25V149L21 150L22 154L25 152V151L23 152ZM118 150L121 151L124 155L121 152L118 153ZM183 151L185 153V150H183ZM183 151H181V152L183 153ZM116 152H117V155H115ZM186 152H188V151H186ZM253 152H254V156L255 155H257V156L253 157L251 155L253 158V162L250 161L249 167L246 165L245 160H244V162L242 161L244 159L243 157H242V159H240L242 161L240 164L244 167V169H247L246 173L248 172L250 176L245 175V173H243L244 169L240 173L244 174L245 177L249 176L248 179L253 176L252 178H254V179L251 178L252 181L256 182V183L259 182V184H258L259 186L263 185L262 186V193H264V156L262 154V157H261L260 154L258 155V152H255V151H253ZM83 153H85V154L83 155ZM33 154L35 155V152ZM86 154H89L90 156L86 157ZM246 154H248L247 160H249L248 157L250 155V151H249V153L246 152ZM251 154H252V151H251ZM78 155H79V160L81 158L84 159L81 161L82 163L76 161V157L78 160ZM81 155H83V156L81 157ZM32 156L33 155H31L28 158L30 159ZM192 156L194 157V155H192ZM182 157L184 158L185 154ZM188 157H189V155L187 156V158L185 157L184 159H188ZM86 158H89V159L86 161L85 160ZM121 158H123V161H121ZM107 159H108V161H107ZM114 159H115V161H114ZM119 159L122 162L121 165L123 164L122 167H123L124 171H122V168L121 169L119 168V167H121V165L117 166L119 164L118 163ZM125 159H126V162H125ZM155 159H156V162L154 161ZM160 159H161V157H160ZM160 159H158L159 163L161 161ZM184 159H183V161L185 162ZM245 159H246V157H245ZM109 160H110V162H109ZM240 160H239V162H240ZM51 161H52V164H50ZM74 161H76L77 164L79 163L78 166L76 163H74ZM93 161H94V164H93ZM257 161H259L258 167H256ZM11 162H12V159H11ZM97 162H99V163H97ZM177 162L180 163V161H177ZM23 163H24V165H22ZM55 163H56V165H54ZM181 163H182V161H181ZM260 163H261V165H260ZM9 164L13 165V167L14 166L16 167V165H18V167H19L21 165L23 167V170H22V167L21 168L16 167L17 170L20 169L19 173H18L17 170L15 171V167H14V171H13L12 166H10ZM46 164L49 166L47 167ZM57 164H58V166H57ZM68 164L71 167L74 166L69 171H73L72 169L76 170V167L80 170V168L82 166L83 167L81 169L82 173L79 171L78 174L77 173L73 174L74 173V171H73V173H72L73 176L77 175L76 176L77 178L73 177L71 179H70V177L68 178V175H67V179H65V177L63 175H62L63 177L59 176V174L62 173V169H64V167L66 168V165H67V169L70 168V166H68ZM87 164L90 166H88ZM105 164H106V167H105L106 169L103 167ZM126 164H128V167L129 166L130 167L128 168L126 166ZM130 164L133 165L132 169H131ZM85 165H86V167H84ZM154 165H156L158 170H157V168L154 167ZM1 166H2V168H1ZM60 166H61V173L58 172V170L60 171V168H59ZM112 166H114V167H112ZM115 166H117V167H115ZM125 166H126V169H125ZM134 166H136V168L138 166V170L136 168H134ZM141 166H143L144 168ZM176 166H177V164H176ZM261 166H262V169H261ZM51 167L55 169V170L52 169L54 173H58V177L56 175V177L54 178L55 175L53 176V173L50 172L52 170L48 171V169H51ZM87 167H88V169H87ZM172 167L176 168V169L174 170ZM238 167H240V166L238 165ZM11 168H12V170H11ZM163 168L165 169V171H163ZM191 168H192V170H191ZM255 168L258 171L255 170ZM110 169H112V170H110ZM240 169L242 170V167ZM4 170H5V172H4ZM32 170H33V172H32ZM42 170L45 172H42ZM56 170H57V172H55ZM93 170H95V172H93ZM105 170H106V172H105ZM173 170L176 172L173 173ZM201 170H202V174H201V178H200V175H199V177H197L198 175H196L195 173L200 172ZM9 171H11V172L13 171V173H11ZM25 171H26V173H25ZM84 171H85V173H84ZM118 171H119V174H118ZM29 172H31V174ZM49 172L51 173L50 176L52 175V178H54V182L52 180L53 183H51L52 178H49L50 176L43 174V173L49 174ZM63 172H64V170H63ZM138 172L140 174H138ZM203 172H205L204 173L205 176L203 175ZM28 173H29V176H28ZM32 173L33 174L35 173V174L33 175ZM41 173H42L43 177H42ZM83 173H84V175L90 173L89 176L85 175V180H83V178H84ZM141 173H143V174H141ZM18 174H20V175H18ZM70 174H71V172H70ZM157 174H158V176H157ZM189 174H190V176H189ZM198 174H200V173H198ZM11 175L13 177H11ZM21 175H22L23 179H22V177L20 178ZM36 175H38V177H36ZM65 175H66V173H65ZM79 175H80V177H79ZM167 175H170V176H167ZM110 176H111V178H110ZM124 176H126V179L125 178L122 179ZM193 176H194V179L197 177V179L194 180L195 182L193 181ZM8 177L10 178V180ZM40 177H41V179H39ZM106 177H108V178L106 179ZM143 177H145V178H143ZM47 178H48V180H47ZM63 178L66 180V183H65V180ZM89 178H91V179H89ZM95 178H97V179H95ZM130 178H132L133 180ZM255 178H256V180H255ZM31 179H32V181L34 180V182H32ZM77 179H79L80 181L78 180V182L75 183V181H77ZM103 179H105V180H103ZM109 179H110V181L113 180V182H111V183L108 182L109 183L108 184L107 181H109ZM128 179L130 181H124V180H128ZM137 179H138V181H137ZM160 179H159V182L161 181ZM163 179H162V181H163ZM190 179H191V181H190ZM199 179H201V180H200V182L198 181V183H197L196 180H199ZM206 179H207V181H209L208 182L209 184L207 182H205ZM70 180H73V182H74V183L72 182V187H74V185H75V187H77V188H72V189H74V190H72V192L70 190L71 186L69 187V189L66 188L68 191H66V189L64 188L67 184L68 185L70 184ZM145 180H144V182H146ZM170 180H172V179L170 178ZM44 181H45V183H44ZM157 181L155 180V184ZM79 182H80V184H79ZM89 182H90V186H89ZM150 182L152 185H155L153 183V181L150 180ZM37 183H38V185H37ZM128 183H129V185H128ZM191 183H193V184H191ZM201 183H202V185H201ZM196 184L197 185L199 184L200 188H199V186L195 187ZM57 185H59V186H57ZM60 185H62V188H63L62 190L65 189L64 191H61ZM102 185H103V187L105 185L106 188L105 187L103 188ZM109 185L110 186L112 185V186L110 187ZM99 186L102 188L100 189ZM202 186H204V188ZM53 187H54V190H53ZM59 187H60V189H59ZM206 187H208L209 190L208 189L205 190ZM236 187L239 188V186H236ZM236 187H235V189H236ZM57 188H58V191H57ZM110 188H112V189H110ZM133 188H135L134 189L135 191L132 190ZM166 188L167 187H164L165 190H166ZM197 188L201 189V191H197ZM77 189L80 190L81 194L79 193V191ZM89 189H90V191H89ZM126 189H128V190H126ZM202 189H203V191H202ZM232 189H234V186ZM75 190H77V191L75 192ZM226 190H228V189H226ZM226 190H223L226 192V193L222 192V195L224 193L223 196H225L227 194ZM239 190H241V189L239 188ZM239 190L237 189L236 191H239ZM82 191H84L83 194L85 193L84 196H82L83 195ZM91 191H92V194H91ZM192 191L195 193H193ZM244 191H246V189L243 190V192L241 190V193L239 191V193H240L239 195L241 196V199L243 198V194L245 193ZM124 192H126L125 193L126 195L124 194V196H123L122 193H124ZM191 192H192V194H191ZM199 192H200V195H198ZM207 192H208V196L206 194V198L208 201L206 202V199H205V197L203 199V196ZM87 193H89L91 195L89 196V194H87ZM134 193L136 194L135 197H134ZM68 194H69V196H68ZM78 194H80V196H82V198ZM138 194H139V198L137 196ZM194 194L195 195L197 194V196L193 197ZM75 195H77V196H75ZM110 195H112V196H110ZM121 195H122V197H121ZM262 195L264 196V194H262ZM72 196L74 197V199H72ZM210 196H211V198H210ZM61 197L62 198L67 197V198H65L63 201V199H61ZM69 197H71V198H69ZM123 197H124V199H123ZM182 197H183V195H182ZM189 197H190V199H189ZM192 197H193V199H192ZM199 197H200V199H199ZM131 198H132V201H131ZM147 198H149V203L147 201L148 200ZM162 198H165V199L162 200ZM68 199L70 201H68ZM126 199H127V202H125ZM88 200L90 201V204H89ZM191 200H193L192 201L193 204L191 203ZM78 201H80V202H78ZM138 201H141V203ZM158 201L159 202L161 201V202L159 203ZM131 202H134V204H132ZM142 202H144V203H142ZM146 202L148 205H145ZM163 202H165V203H163ZM186 202L188 203L187 205H186ZM189 202H190V205H189ZM215 202H217V203L215 204ZM221 202H222V204H221ZM46 203H49V204H46ZM127 203H129V204H127ZM137 203H139V205H138L139 208L137 207ZM181 203H182V205H181ZM201 203H202V206H201ZM228 203H229V209L230 210L226 208L227 207L226 205H228ZM237 203H238V205L239 204L240 205L238 206ZM91 204H92V206H91ZM158 204H162V205H159L161 207H159ZM60 205H61V207H60ZM124 205H126V206H124ZM165 205L170 207V210H169V208L167 209V207L165 208ZM179 205H181V208H179ZM184 205H185V207H183ZM86 206H87V208H85ZM132 206H136V207H132ZM147 206H148V210H147ZM151 206L153 208H151ZM206 206H208V207H206ZM213 206L215 208L214 209L215 211L212 210ZM143 207H144V209H143ZM220 207H222V208H220ZM127 208H128V210H127ZM129 208H130L131 213L129 212ZM158 208L162 209V210H159ZM209 208H210V210H208ZM149 209H151V211ZM171 209H173V210H171ZM174 209H175V211H174ZM180 209H183V211ZM186 209H187V211L185 212ZM204 209L206 212L204 211ZM225 209H227V210H225ZM154 210H157V211H155L156 213H151V212H154ZM217 210L219 212H217ZM223 210H224V212L222 213L221 211H223ZM145 211H148V214H150V216H148L147 212H145ZM245 211H246V214H245ZM139 212L143 213V214L145 212V216L144 215H143V217L140 216ZM187 212H188V214H187ZM164 213H166L167 215ZM225 213H226V215H225ZM160 214H161V216L163 215V216L169 217L170 219L169 218H167V219H169L170 221L173 218L174 222L176 220L175 224L176 223L177 224L176 225L174 224L175 226H172V225H170V223H167V221H165L166 223L163 224L164 221L160 218L161 217ZM174 214L175 215L178 214V216L177 215L175 216ZM217 214H219V216H221V214H224V215H222V217H223L222 221H221L222 218L219 219ZM132 215L135 218L134 217L132 218ZM151 215H153V217L155 216L156 218L155 219L153 217L151 218ZM230 215L234 217V218H231L232 221L229 218ZM24 216H27V217L24 218ZM31 216H32V218H31ZM139 216L142 217L143 220L139 219ZM185 216H186V218H185ZM146 217L148 219V223H146L147 222V219H145ZM166 217H164V219H166ZM236 218L238 219V221H236ZM251 218L256 223V225L253 224V222L251 221ZM126 219L128 221H126ZM150 219H151V221H150ZM156 219H157V222L155 221ZM139 220H142V221L139 222ZM144 220H146V221L144 222ZM161 220H162V223H160ZM226 220H227V222H226ZM149 221H150V223H149ZM196 221H197V224H196ZM229 221H231V223ZM233 221H235L234 225H232ZM138 222L140 224H138ZM220 222H221V224L222 223H224V224L221 225ZM249 222L253 226H250L251 224L249 225ZM258 222H259V224H257ZM192 223H193V225H192ZM210 223H212V225L214 224L215 227L211 226ZM260 223H262V224H260ZM158 224H160L159 225L160 228H159ZM167 224H169V225H167ZM184 224L187 225V227L190 226L189 227L190 230H189V228L187 229V227ZM235 224H236V226L241 225L242 228H239V227L236 228ZM166 225H167V227H166ZM230 225H232V228H229V227H231ZM192 226L196 227V228L194 229V228H192ZM220 226H221V229H220ZM234 226L236 229L233 228ZM256 226H257V228H256ZM175 227H176V230H175ZM217 227L219 229V232H217L218 231ZM222 227H224L225 229L223 230ZM251 227L255 228L254 232H253V229ZM139 229H140V231H139ZM167 229H169V230H167ZM225 230L228 231L227 232L228 235L226 234ZM229 230H232L231 231L232 234H231V232L229 233ZM176 231H177V233H176ZM185 231H186V235H185ZM220 231H221L222 235H220ZM138 232H139V234H138ZM178 233H179V235H178ZM248 234H250V235H248ZM173 235H174V237H173ZM141 236L143 238V241H142ZM175 236H176V238H175ZM190 239H192L193 242L194 241L195 242L194 243L191 242L192 240H190ZM186 242H187V244H186ZM184 252H185V254H184ZM188 255H190V257H188ZM253 255H255V256H253ZM252 261H254V263Z\"/></svg>",
	"mask_w": 264,
	"mask_h": 264
}]
</instances>
